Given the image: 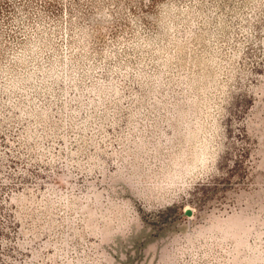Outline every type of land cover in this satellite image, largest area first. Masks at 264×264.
Listing matches in <instances>:
<instances>
[{
    "label": "rangeland",
    "instance_id": "rangeland-1",
    "mask_svg": "<svg viewBox=\"0 0 264 264\" xmlns=\"http://www.w3.org/2000/svg\"><path fill=\"white\" fill-rule=\"evenodd\" d=\"M0 264H264V0H0Z\"/></svg>",
    "mask_w": 264,
    "mask_h": 264
},
{
    "label": "water",
    "instance_id": "water-1",
    "mask_svg": "<svg viewBox=\"0 0 264 264\" xmlns=\"http://www.w3.org/2000/svg\"><path fill=\"white\" fill-rule=\"evenodd\" d=\"M187 214L190 215L191 214V210H187Z\"/></svg>",
    "mask_w": 264,
    "mask_h": 264
}]
</instances>
